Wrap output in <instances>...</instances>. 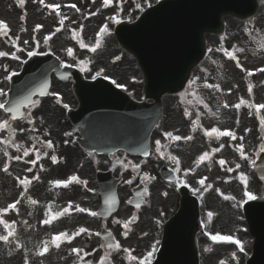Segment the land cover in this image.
<instances>
[{"label": "snow or ice", "instance_id": "snow-or-ice-1", "mask_svg": "<svg viewBox=\"0 0 264 264\" xmlns=\"http://www.w3.org/2000/svg\"><path fill=\"white\" fill-rule=\"evenodd\" d=\"M23 2H24V0H20V3L21 4H23ZM103 2H104V6H108L109 3H110V0H103ZM41 3H43V0H41ZM47 7H51V8L57 9V14H58L59 5H47ZM72 7H75V5H72ZM76 10L79 11L78 8ZM112 19L114 20L115 23H119L120 22L119 20H117L115 18H112ZM60 23L62 25L64 23V21L61 20ZM39 28H40V26L37 25V29H39ZM107 30H108V26L107 25H104L103 27H101L100 33H106ZM57 31H59V29H57ZM7 32H8V26H7V24L5 22H3V21H0V35H7ZM18 39H19V37H16V40H18ZM48 39H49V37H45V43H47V40ZM23 43L25 45H27L28 44V41L25 40ZM13 46L16 48V52L23 51V49L20 48L15 43L13 44ZM81 46L83 47L84 45H81ZM90 50L91 51H96V48H91ZM240 51H243V50L241 49ZM67 53H68L69 56H72L73 55L72 49L69 48L67 50ZM38 54H41V53H38V52H36L34 50L27 52V55L29 57H32V56H35V55H38ZM7 55H9V53L0 51V57H4V56H7ZM228 55H229V58L230 59H233V60H236L237 61V66L239 67L240 65H239V61L237 60L236 55H234L232 53H229ZM12 58L18 60L20 57L18 55H14L13 54L12 55ZM258 71H264V69H258ZM248 74L249 75H252V72H249ZM97 75H100V73L98 72ZM104 78L105 79H108L109 77L105 76ZM6 79H11V77L10 76L9 77H6ZM112 83L115 84L116 81L113 80ZM46 86L47 85H45V87ZM117 87H120V85H117ZM208 87H216L217 90H219V85H214V86L213 85H208ZM249 92H251V88H249ZM44 94L45 93L41 90L40 91V95H44ZM7 95H8V93L3 88H0V97H6ZM35 95H36L35 92H30L28 95H25L23 97V99H18V100H7V99H5L3 101H0V110H3L5 113H9L11 120H16L18 117H23L25 115V113L21 111L22 108L23 109H27V108H29L32 105H37L38 104V101H36V100L33 99V96H35ZM244 103H245V101L243 99H241L238 104L234 105V107L237 108V109H239L241 107V105H243ZM65 107H67V105H65ZM224 107H228V105L225 104ZM255 107H256L257 111H259L260 109H264V104L255 105ZM27 115L30 116L31 113H27ZM186 115H187V113H186ZM29 123H33L34 124V121L29 120ZM262 123H264V122H262ZM20 130L21 131H24V129H20ZM34 130L35 129H33V131ZM3 131H9V132L13 131L12 128H11V124H10V122L8 120H5L3 122H0V132H3ZM245 131L247 132V131H251V130L250 129H246ZM213 134H215L217 137H219V136H227V137H230L232 140H236L237 139L236 135L233 132H231V131H223V132H221V131H219L216 128H212L210 131H206L205 132V135H207L209 137L213 136ZM65 135L71 136V133H65ZM164 135L166 137H173V134L171 132L165 133ZM173 139L175 141H180L183 138L177 135V136H174ZM186 139H191V137H187ZM239 139L241 141H243L244 138H243V136H241ZM0 143H5V144L12 143V144H14V141L12 140V137L9 136V138L7 140H2V141H0ZM160 143L161 142L159 140L156 141V144H157L156 151H157V153H160V155L163 156L164 158H168L167 156H165V154L163 152H161V149L159 147L160 146ZM14 146H16L17 151H20L21 146H19V145H14ZM46 146H47V148L52 149L53 148L52 141L51 140L47 141L46 142ZM221 147H223V145ZM236 150L239 152V155H240V158L241 159H244V160H248L249 159V157L245 153L243 143H240L239 145H237L236 146ZM217 151H220V149H214L213 150V153H215ZM260 153H264V144H261L259 146V150H258L257 156H259ZM4 155L7 156L8 153L5 152ZM29 155H30V151L28 149H24L23 150V157H28ZM36 155H37V159H38L39 158V152H37ZM144 155L147 156L148 153L145 152ZM206 158H208V153H204L203 155H201L199 157V160L200 161H204ZM10 159H11V157H10ZM15 159L16 160H21L22 157L20 155H17V156H15ZM51 160H52L53 163H57V157L55 155H53L51 157ZM171 160L174 161L177 164V168L174 169V170L179 171V161L177 160V158L175 156H172L171 157ZM26 162H29V161H26ZM30 163L35 164L36 161L35 160H32V161H30ZM225 163H226L225 160H223V159L219 160V164L221 166L225 165ZM250 163L253 166H255V163H256L255 159L251 160ZM240 167H241V165L239 163H237L235 165V169L229 167V168H227V171L228 172H233L235 170L240 169ZM3 171H5V172L8 171V166L7 165L4 166ZM28 171H31V169H28ZM34 179H35V177H34ZM205 179L206 178H203V179H201L199 181V184L201 186H204ZM239 179L244 184L245 190H244L243 195L247 198V200H255V199H257L256 195H254L252 192H250V191L247 190L248 189V178H247L246 174L241 172L239 174ZM261 179L264 180V176H261ZM73 182L79 183L80 182L79 181V178L77 176H72L67 181H56L55 183L58 186L62 185L64 187H67L69 184H71ZM126 182L127 183H132L131 180H128ZM20 184L21 185H27V184H29V180L28 179H22V180H20ZM84 184L86 186L87 182L85 181ZM208 187L210 188L211 185H208ZM89 191H92V190L89 189ZM145 191L147 192V189H145ZM194 191H198V190L197 189H194ZM165 195H166V193H165ZM225 198L227 199L229 197H225ZM261 198H264V197H261ZM18 203H19V201H16L15 203L9 205L8 208H6V209H0V216H2L4 213H6L9 209L14 210V211H18V209L16 207V205ZM31 203L32 204H36L37 202L35 200H32ZM106 203H107V201H106ZM71 207H72V205H71V202H70L68 208L64 209L60 213H57L56 216H54L53 218L55 219L59 215L68 214L69 213V210L71 209ZM136 207H140V205L137 204ZM75 210L78 211V212H80V213H88L89 215H91L93 217H96V216L99 215L98 212L92 211V210H89V209H85L83 207H80L79 205H76ZM208 215H209V217H211L213 215V213L209 212ZM49 222L50 221H48V220H45L44 221L45 224H47ZM117 223H119V221H117ZM0 224H4L5 228L6 229H9V225H8V223L6 221L0 219ZM124 226L127 227V224H125ZM88 231H89L88 229H86L84 227H81L79 229V231L76 233V235L78 236L81 233H86ZM95 235L96 236H99L100 233L97 232V233H95ZM108 235L110 236L111 233H109ZM124 235L127 236V232H125ZM12 236H14V229H9V231H8V233L6 235H0V240L5 241V242H8L9 241V238L12 237ZM62 238H67V234L61 233V234L55 235V236L52 237V240L53 241H56V242H61L62 241ZM211 240L212 241H215V242H232V243H235L236 245L239 246V251L240 252H243L244 251V247L241 244V242L239 240H233V237L230 236V235H220V234L212 235L211 236ZM55 246L56 247H59V243H57ZM106 247L108 249L115 248V249L119 250L120 245H119V243H115V244L108 243V244H106ZM47 250H48L47 247H45L44 250L42 252L38 253V254L39 255H43L45 252H47ZM72 251L79 256L81 250L74 248ZM124 251L127 252L128 250L125 249ZM88 255H92V253L85 252L83 254V256H80V259L82 261V264H83L84 256H88ZM152 255H153V252H148L147 253L148 259H141V260L138 261V264H150V258H151ZM234 255L235 254H233V256ZM132 259L135 260L136 257L133 256ZM25 264H27V260H25ZM88 264H91V262L89 261ZM98 264H104L103 258H101V260L98 262ZM221 264H223V261H221Z\"/></svg>", "mask_w": 264, "mask_h": 264}, {"label": "water", "instance_id": "water-1", "mask_svg": "<svg viewBox=\"0 0 264 264\" xmlns=\"http://www.w3.org/2000/svg\"><path fill=\"white\" fill-rule=\"evenodd\" d=\"M236 1L237 0H174L170 6L156 11L157 16H161L157 20V26L159 27L157 35L159 38H167L174 28L178 34L183 33L182 37L186 38V44H184L179 50L175 58L170 55L168 60L165 62L160 63L161 61L158 60V62L152 63L153 66L151 70H148V74L151 75V77H149V82H151L153 78L158 79L162 77L164 80H168L167 78L172 76H179L176 79L181 80L182 76L186 73L184 76L185 79L189 69L203 54V33L206 31H215L218 25V27H220V18L222 14L227 12H236ZM238 1L243 5V7L240 8V13L245 12V5H249L250 9L254 6V0ZM145 17L146 20L151 19L152 15L148 13ZM146 20L142 19L138 26H132L133 29L131 32H136L138 30L140 33H143L144 28L140 26L146 24ZM157 21H154V23ZM134 38L135 44L130 45L129 48L138 54L140 58H143L147 51V45L143 43L141 37ZM188 38L189 41L187 40ZM165 88H167V85L163 84L159 93L164 91ZM259 226L260 223L256 224V226L254 225L256 234H259V230H263V227ZM168 239L169 238H167L164 247L165 254L163 251L161 255L162 259L165 258L169 253V250L173 248V245L170 244ZM174 250L177 252V249ZM187 250H189V258L186 264L191 262L192 264H197L195 253L191 251L192 248L188 247ZM257 258H260V260L256 261ZM257 258L255 257L251 264H264V250L257 251Z\"/></svg>", "mask_w": 264, "mask_h": 264}, {"label": "rangeland", "instance_id": "rangeland-1", "mask_svg": "<svg viewBox=\"0 0 264 264\" xmlns=\"http://www.w3.org/2000/svg\"><path fill=\"white\" fill-rule=\"evenodd\" d=\"M254 23V21L251 22H247V23H242V22H237L234 21L232 19H227V25L228 26H233V25H237L238 27H246V26H252ZM9 34L7 35L6 38L3 39V41H9L10 38L12 37H17L18 34L17 33H11L12 30H9ZM11 34V35H10ZM2 35H0L1 38ZM85 45H87V43L85 42ZM115 49H116V55H117V60L120 64L121 63H126V64H130V71H128L131 74H137L139 73V70L137 68V66L133 63L132 58L127 56L124 52H121L118 48L117 45H115ZM85 57H89L87 54L85 55ZM100 68V67H98ZM97 68V69H98ZM66 91H68V88H65ZM68 96H69V91H68ZM46 103H48L50 101L51 105L54 106L56 104V102L51 99V98H47L45 100ZM59 112H62V109L60 108ZM59 119H62L65 121V118H63V116L59 115ZM0 120H7V117L5 115H2V113H0ZM67 121V120H66ZM6 133H8V131H5ZM9 136H12V134L10 133L9 135L6 136V139L9 138ZM16 141H20L19 139H16ZM247 154L250 155V151L249 149H247ZM208 204V212L213 213V215L211 217H209L210 219V223H209V227L212 229L213 225H216V228L220 231L219 233H224L225 235H229V234H233L234 236H238V233L240 230H243L245 233H243V237L242 239H240L239 241L241 242V244L244 247V251L240 252L239 251V247L237 249V247H232L231 251H227V253H225L223 255V257L217 261L215 259H211L209 257V250L204 247L203 253H202V264H221V261H226V264H234V262L236 264H241L242 262V258L243 260H246L249 255H250V237L247 234V228L244 225V221H242L241 217L238 216L237 213H233L227 206H223L222 209H219V206L216 204L211 203L208 199L206 201V206ZM228 206H232L231 203L227 204ZM220 211V213H219ZM208 217V215H207ZM239 237V236H238ZM208 242L204 245H206L208 247ZM219 248H216V251L214 254H219V251H217ZM231 249V248H228ZM220 250V249H219ZM225 252V251H224ZM235 254V258H232V255Z\"/></svg>", "mask_w": 264, "mask_h": 264}]
</instances>
